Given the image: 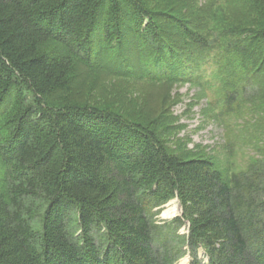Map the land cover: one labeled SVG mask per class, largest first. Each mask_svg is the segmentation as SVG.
Listing matches in <instances>:
<instances>
[{
  "label": "trees",
  "instance_id": "trees-1",
  "mask_svg": "<svg viewBox=\"0 0 264 264\" xmlns=\"http://www.w3.org/2000/svg\"><path fill=\"white\" fill-rule=\"evenodd\" d=\"M152 16L142 0H0V122L24 88L35 96L0 127V264H176L188 253L201 264L200 248L211 264H264V165L228 181L211 159L171 152L118 113L50 103L69 81L64 59L42 51L51 41L98 68L103 51L147 31L158 70L182 72L171 63L179 39L162 38ZM175 199L183 210L175 222L189 224L181 256L152 212Z\"/></svg>",
  "mask_w": 264,
  "mask_h": 264
},
{
  "label": "rangeland",
  "instance_id": "rangeland-1",
  "mask_svg": "<svg viewBox=\"0 0 264 264\" xmlns=\"http://www.w3.org/2000/svg\"><path fill=\"white\" fill-rule=\"evenodd\" d=\"M142 1L160 36L174 42L179 39L176 58L180 60L171 63L183 71L171 77L158 70L155 59L148 56L156 46V36L144 30L140 40L130 39L112 51H103L98 68L71 57L64 45L51 41L42 51L64 59L69 81L50 103L118 113L155 131L171 152L211 159L228 181L252 167L259 169L264 165V0ZM180 26L198 34L202 47L182 38ZM163 63L169 71L168 60ZM11 102L0 127L21 104L33 105L35 96L24 88L22 103ZM2 172L0 167V186ZM152 212L162 236H170L169 244L178 256L183 255L188 246L181 236L189 233V224L175 222L183 215L180 201H169ZM75 219L74 215L70 222L73 229ZM194 258L211 264L202 248ZM192 262L188 253L176 264Z\"/></svg>",
  "mask_w": 264,
  "mask_h": 264
},
{
  "label": "bare ground",
  "instance_id": "bare-ground-1",
  "mask_svg": "<svg viewBox=\"0 0 264 264\" xmlns=\"http://www.w3.org/2000/svg\"><path fill=\"white\" fill-rule=\"evenodd\" d=\"M174 208V207H173ZM173 213V212H172Z\"/></svg>",
  "mask_w": 264,
  "mask_h": 264
}]
</instances>
